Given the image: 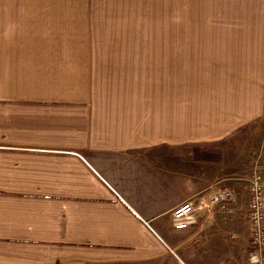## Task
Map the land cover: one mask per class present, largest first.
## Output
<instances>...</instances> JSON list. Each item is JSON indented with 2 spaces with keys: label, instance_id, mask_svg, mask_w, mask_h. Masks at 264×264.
Wrapping results in <instances>:
<instances>
[{
  "label": "crops",
  "instance_id": "1",
  "mask_svg": "<svg viewBox=\"0 0 264 264\" xmlns=\"http://www.w3.org/2000/svg\"><path fill=\"white\" fill-rule=\"evenodd\" d=\"M42 1L0 3V264H248L235 187L185 230L171 210L264 115V0ZM137 12L194 13L201 35L95 47L91 14Z\"/></svg>",
  "mask_w": 264,
  "mask_h": 264
},
{
  "label": "rangeland",
  "instance_id": "2",
  "mask_svg": "<svg viewBox=\"0 0 264 264\" xmlns=\"http://www.w3.org/2000/svg\"><path fill=\"white\" fill-rule=\"evenodd\" d=\"M26 1L31 0H0V3ZM91 17L95 20L90 23V36L103 37L105 44L95 47L105 52L177 54L180 37L195 39L202 31L200 26L195 27L201 24L198 19L195 21L194 13H99L91 14ZM237 132L238 136L218 154L219 162L224 161L221 158L224 153L228 161L227 168L219 172L218 185L235 187L237 197L248 200L254 174H260L264 179V115ZM257 158L260 163L256 161ZM256 165L262 168L253 169Z\"/></svg>",
  "mask_w": 264,
  "mask_h": 264
},
{
  "label": "built area",
  "instance_id": "3",
  "mask_svg": "<svg viewBox=\"0 0 264 264\" xmlns=\"http://www.w3.org/2000/svg\"><path fill=\"white\" fill-rule=\"evenodd\" d=\"M234 199L230 187L218 186L179 203L171 210L174 230H185L200 213L225 211ZM247 220L249 224L248 264H264V179L254 175L250 183Z\"/></svg>",
  "mask_w": 264,
  "mask_h": 264
}]
</instances>
